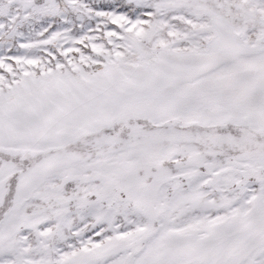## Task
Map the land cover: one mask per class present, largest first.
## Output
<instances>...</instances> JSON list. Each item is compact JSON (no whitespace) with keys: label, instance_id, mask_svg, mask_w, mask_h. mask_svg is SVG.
Masks as SVG:
<instances>
[{"label":"snow or ice","instance_id":"obj_1","mask_svg":"<svg viewBox=\"0 0 264 264\" xmlns=\"http://www.w3.org/2000/svg\"><path fill=\"white\" fill-rule=\"evenodd\" d=\"M0 264H264V0H0Z\"/></svg>","mask_w":264,"mask_h":264}]
</instances>
